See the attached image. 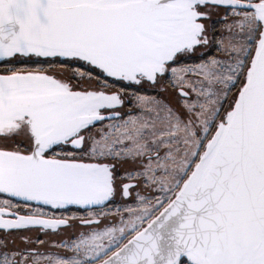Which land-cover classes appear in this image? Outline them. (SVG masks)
Returning <instances> with one entry per match:
<instances>
[{
  "label": "snow or ice",
  "instance_id": "1",
  "mask_svg": "<svg viewBox=\"0 0 264 264\" xmlns=\"http://www.w3.org/2000/svg\"><path fill=\"white\" fill-rule=\"evenodd\" d=\"M0 264H264V0H0Z\"/></svg>",
  "mask_w": 264,
  "mask_h": 264
},
{
  "label": "flooded vegetation",
  "instance_id": "2",
  "mask_svg": "<svg viewBox=\"0 0 264 264\" xmlns=\"http://www.w3.org/2000/svg\"><path fill=\"white\" fill-rule=\"evenodd\" d=\"M73 211H75V210H73ZM76 214H78V215H79L80 213H79V212H77ZM32 235H36V233H32Z\"/></svg>",
  "mask_w": 264,
  "mask_h": 264
}]
</instances>
